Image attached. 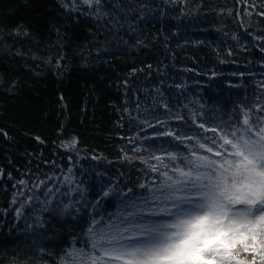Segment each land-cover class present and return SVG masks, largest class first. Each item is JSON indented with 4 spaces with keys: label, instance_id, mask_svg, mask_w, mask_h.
I'll return each mask as SVG.
<instances>
[{
    "label": "trees",
    "instance_id": "16d2710c",
    "mask_svg": "<svg viewBox=\"0 0 264 264\" xmlns=\"http://www.w3.org/2000/svg\"><path fill=\"white\" fill-rule=\"evenodd\" d=\"M261 13L264 0H0V264L87 250L92 220L159 184L152 157L171 169L166 153L207 130L264 117Z\"/></svg>",
    "mask_w": 264,
    "mask_h": 264
},
{
    "label": "snow or ice",
    "instance_id": "6c2138e0",
    "mask_svg": "<svg viewBox=\"0 0 264 264\" xmlns=\"http://www.w3.org/2000/svg\"><path fill=\"white\" fill-rule=\"evenodd\" d=\"M250 111L239 127L197 136L187 156L166 153L176 167L152 157L166 169L148 165L159 184H141L149 192L143 198L125 193L131 210L107 222L92 220L87 250L66 252L61 264H264V117L253 120ZM154 135L181 144L193 139L173 131Z\"/></svg>",
    "mask_w": 264,
    "mask_h": 264
}]
</instances>
